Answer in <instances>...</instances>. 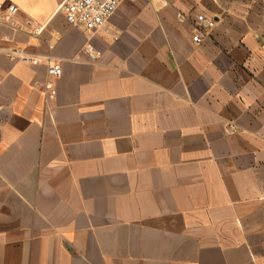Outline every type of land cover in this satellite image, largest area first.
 <instances>
[{"label":"crops","instance_id":"obj_1","mask_svg":"<svg viewBox=\"0 0 264 264\" xmlns=\"http://www.w3.org/2000/svg\"><path fill=\"white\" fill-rule=\"evenodd\" d=\"M62 1L0 0V264H264V0Z\"/></svg>","mask_w":264,"mask_h":264},{"label":"built area","instance_id":"obj_2","mask_svg":"<svg viewBox=\"0 0 264 264\" xmlns=\"http://www.w3.org/2000/svg\"><path fill=\"white\" fill-rule=\"evenodd\" d=\"M124 0H64L57 8L61 12L69 25L82 28L87 32L97 31L101 29L106 21L116 12L120 3ZM18 13V7L14 4L4 6L0 2V22L15 27L14 17ZM215 22L212 18L204 15L197 17V25L192 35V41L201 43L203 40L204 28L214 27ZM205 26V27H204ZM45 30V26L38 24L33 27L32 35L35 39H39ZM58 34V33H56ZM8 39L7 36L4 37ZM0 51L10 56H17L25 62L38 64L42 60L40 58H31L24 55L15 48H0ZM48 66V75L52 77H60L62 75V66L58 61L50 58L44 59ZM43 89L49 99H54L57 95V88L51 79L46 80Z\"/></svg>","mask_w":264,"mask_h":264}]
</instances>
